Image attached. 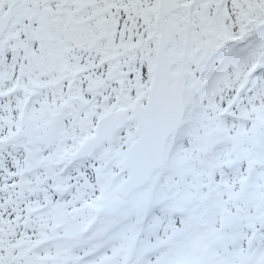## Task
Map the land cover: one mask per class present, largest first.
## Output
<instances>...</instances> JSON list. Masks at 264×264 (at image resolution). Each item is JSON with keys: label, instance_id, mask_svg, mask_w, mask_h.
Segmentation results:
<instances>
[{"label": "snow or ice", "instance_id": "6c2138e0", "mask_svg": "<svg viewBox=\"0 0 264 264\" xmlns=\"http://www.w3.org/2000/svg\"><path fill=\"white\" fill-rule=\"evenodd\" d=\"M0 264H264V0H0Z\"/></svg>", "mask_w": 264, "mask_h": 264}]
</instances>
